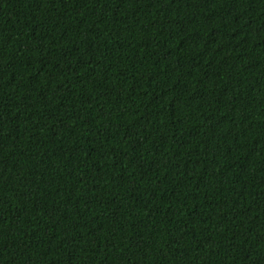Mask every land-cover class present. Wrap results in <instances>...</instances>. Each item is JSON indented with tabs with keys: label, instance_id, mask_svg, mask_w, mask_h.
<instances>
[{
	"label": "trees",
	"instance_id": "16d2710c",
	"mask_svg": "<svg viewBox=\"0 0 264 264\" xmlns=\"http://www.w3.org/2000/svg\"><path fill=\"white\" fill-rule=\"evenodd\" d=\"M0 264H264V0H0Z\"/></svg>",
	"mask_w": 264,
	"mask_h": 264
}]
</instances>
